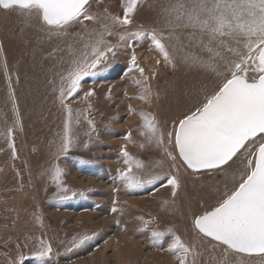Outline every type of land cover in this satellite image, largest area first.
<instances>
[{
	"label": "rangeland",
	"instance_id": "rangeland-1",
	"mask_svg": "<svg viewBox=\"0 0 264 264\" xmlns=\"http://www.w3.org/2000/svg\"><path fill=\"white\" fill-rule=\"evenodd\" d=\"M121 2L101 0L97 7L93 0L91 10L102 13L107 9L111 15H120ZM166 3L167 0H141L132 25L127 30L116 27L113 32L135 31L142 26L145 30H163L167 35L160 15ZM84 24L88 31L98 27L89 21ZM71 31L80 34L84 29L74 25ZM106 39L110 44L118 43L116 35ZM70 42L71 37L50 39L36 20L26 22L15 13L0 10V189L12 190L10 209L15 202L14 210L11 209L15 222L9 227H0V235L12 237L15 250V242L21 238L28 248L32 246L33 251L28 249L24 254V264H177L176 256L164 250L171 241L170 236L166 235L156 244L150 240L152 230L167 232L171 229L186 243L195 241L200 252L197 264H216L217 255L222 254L210 245L214 242L196 235L192 218L213 206L222 197L225 184L232 187L231 179L196 180L187 175L177 161L183 181L181 190L173 198L170 187L161 186L162 182L128 190L116 178L117 171L126 167L119 155L125 145L129 154L145 165L143 169H133L140 179L147 180L155 174H175L172 161L165 157L163 150L147 143L140 135V116L129 109L154 116L159 131L166 133L175 117L186 112L223 78L191 67L185 61L188 56L207 61L210 54L189 41L188 30H178L173 39L164 41L171 64L157 51L150 50L148 39L129 41L131 47L117 48L115 57L109 56L106 71L86 78L80 94L67 101L72 109L69 134L74 146L56 161L64 173L65 193L48 179L46 170L55 155L53 145L64 134L65 113L56 99L58 93L54 85L59 83L57 73L68 66L67 44ZM136 49L140 53L137 62L144 69V77L153 93L147 101L137 98L141 88L136 87L134 81L141 78L140 74L128 72L130 57ZM222 55L225 60H217V71L223 73L226 62L235 57L227 52ZM153 60L159 63L154 65ZM89 89L94 91V96L85 100L83 92ZM88 120L93 121L94 130L89 128ZM9 129L13 132L18 129L28 146L42 211L55 236L57 263L51 258L53 255L43 262L34 258L42 239L38 233L40 219L37 220L40 212L9 167L13 157L7 135ZM130 130L132 142H126L124 137ZM229 171L238 178L242 171L240 162ZM65 195L68 199H61ZM114 200L119 208L117 212L111 210ZM145 221L147 228L143 227ZM237 257L229 256L228 259L236 260L230 264H264V261L251 262Z\"/></svg>",
	"mask_w": 264,
	"mask_h": 264
},
{
	"label": "snow or ice",
	"instance_id": "snow-or-ice-1",
	"mask_svg": "<svg viewBox=\"0 0 264 264\" xmlns=\"http://www.w3.org/2000/svg\"><path fill=\"white\" fill-rule=\"evenodd\" d=\"M140 2L122 0V14L111 15L107 9L102 13L92 11L93 0H0V10L15 13L26 22L38 21L50 39L71 37L67 44L68 66L57 73L59 83L54 85L65 122L64 134L53 145L55 155L46 170L48 179L67 192L62 184L63 170L56 161L74 146L69 134L72 109L67 101L80 94L85 79L104 73L109 56L114 58L119 47H131L129 41L150 40V50L157 51L171 64L164 41L173 39L178 30H188L189 41H194L210 55L207 61L188 56L186 63L223 78L210 92L205 91L202 99L175 117L166 133L159 131L154 116L135 113L130 108V112L140 116V135L147 143L163 150L165 157L172 161L175 174H155L147 180L140 179L133 169H143L145 165L132 157L125 145L119 155L126 167L117 171L116 178L128 190L162 182L161 186L170 187L173 198L181 190L183 181L177 161L185 173L196 180L231 179L232 187L228 188L226 183L222 197L213 206L202 214L193 215L192 229L198 237L221 248L222 259L218 264H230V254L264 257V0H167L160 9L167 35L163 30H145L142 26L135 31L114 33L116 27L127 30L132 25ZM95 3L99 7L101 0ZM85 21L98 27L88 31ZM74 25L83 26L84 31L76 34L71 31ZM113 35L118 37L115 45L106 39ZM76 44L81 47H74ZM224 52L235 59L226 62L222 73L217 71V60H225ZM128 72L140 74L141 78L134 81L135 86L141 88L137 98L147 101L153 93L135 52L130 57ZM93 96L92 89L83 92L85 100ZM12 98L15 103L14 94ZM88 124L94 130L93 121L88 120ZM7 135L15 159L13 130L9 129ZM124 139L132 142L131 130ZM237 161L242 167L238 178L229 171ZM79 195L83 197L84 193ZM111 210L119 211L115 200ZM143 227L147 228L148 222H143ZM166 235L171 241L164 250L176 256L177 264H197L200 252L195 241L186 243L171 229L167 232L152 230L150 240L156 244ZM52 251L51 243L42 238L34 258L43 262ZM24 260L21 254L20 259H14L11 264H24Z\"/></svg>",
	"mask_w": 264,
	"mask_h": 264
},
{
	"label": "built area",
	"instance_id": "built-area-1",
	"mask_svg": "<svg viewBox=\"0 0 264 264\" xmlns=\"http://www.w3.org/2000/svg\"><path fill=\"white\" fill-rule=\"evenodd\" d=\"M14 144L17 153L16 158H11L9 167L18 178L19 185L25 193H27L29 200L37 205L40 212L38 233L41 238L51 243L53 249L52 253L55 255L54 233L50 222L46 219V215L42 211V204L39 198L35 183V172L30 162V154L28 146L23 139L21 132L17 129L13 132ZM1 182V176H0ZM13 197V192L9 188L0 189V227H9L15 222V216L9 208V203Z\"/></svg>",
	"mask_w": 264,
	"mask_h": 264
},
{
	"label": "crops",
	"instance_id": "crops-1",
	"mask_svg": "<svg viewBox=\"0 0 264 264\" xmlns=\"http://www.w3.org/2000/svg\"><path fill=\"white\" fill-rule=\"evenodd\" d=\"M12 210L15 208V202L11 205ZM13 239L10 236H1L0 235V264H11V262L16 259H20V255L25 254V252L29 249L33 251L32 246L28 248V245L26 244V241L21 239H17L15 242L16 244V250L13 249ZM210 244V242H209ZM218 253H221V248L219 247H214V243L210 244ZM32 248V249H31ZM53 255V254H51ZM229 256L231 257H237V255L230 254ZM55 262L56 259L58 260V253L55 247V255L51 257ZM237 258H242V260H249L251 262H262L264 261V257L261 256H248V257H240L238 256ZM222 259V255H217V261L216 264ZM229 261H232L229 259ZM236 260H233L232 262H235ZM239 261V259L237 260ZM57 263V262H56ZM231 263V262H230Z\"/></svg>",
	"mask_w": 264,
	"mask_h": 264
},
{
	"label": "bare ground",
	"instance_id": "bare-ground-1",
	"mask_svg": "<svg viewBox=\"0 0 264 264\" xmlns=\"http://www.w3.org/2000/svg\"><path fill=\"white\" fill-rule=\"evenodd\" d=\"M134 52H135V55H136V58H137V60H139V58H140V53L138 52V50L136 49V50H134ZM153 62H154V65L156 64L157 65V61L156 60H153ZM139 66L141 67V64H139ZM118 252H120V251H118ZM119 255H118V253H116V261H118L119 262V257H118ZM59 264V263H58Z\"/></svg>",
	"mask_w": 264,
	"mask_h": 264
},
{
	"label": "water",
	"instance_id": "water-1",
	"mask_svg": "<svg viewBox=\"0 0 264 264\" xmlns=\"http://www.w3.org/2000/svg\"><path fill=\"white\" fill-rule=\"evenodd\" d=\"M243 255V254H242ZM247 256V255H246ZM253 256H258V255H253Z\"/></svg>",
	"mask_w": 264,
	"mask_h": 264
}]
</instances>
